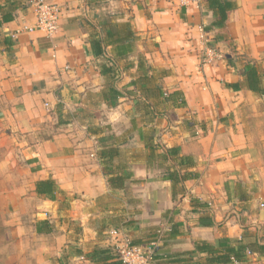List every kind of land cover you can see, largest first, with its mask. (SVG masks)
<instances>
[{
	"label": "crops",
	"instance_id": "crops-1",
	"mask_svg": "<svg viewBox=\"0 0 264 264\" xmlns=\"http://www.w3.org/2000/svg\"><path fill=\"white\" fill-rule=\"evenodd\" d=\"M227 1L217 29L209 0H0V189L32 264H121L160 229L153 264H264V0Z\"/></svg>",
	"mask_w": 264,
	"mask_h": 264
},
{
	"label": "built area",
	"instance_id": "built-area-1",
	"mask_svg": "<svg viewBox=\"0 0 264 264\" xmlns=\"http://www.w3.org/2000/svg\"><path fill=\"white\" fill-rule=\"evenodd\" d=\"M35 25L31 30L41 31L51 37L57 31L61 10L57 4H46L35 1ZM218 52L214 48L205 46L201 57V64H208L215 60ZM164 230H158L153 240L145 245H133L129 240L122 241L116 247L117 259L121 264H153L155 250L165 237ZM235 264H238L235 262Z\"/></svg>",
	"mask_w": 264,
	"mask_h": 264
},
{
	"label": "rangeland",
	"instance_id": "rangeland-1",
	"mask_svg": "<svg viewBox=\"0 0 264 264\" xmlns=\"http://www.w3.org/2000/svg\"><path fill=\"white\" fill-rule=\"evenodd\" d=\"M2 184L3 176H0V188ZM3 196L0 189V264H32L34 259L25 248V241L15 236L17 226L6 223L9 214L3 207Z\"/></svg>",
	"mask_w": 264,
	"mask_h": 264
},
{
	"label": "trees",
	"instance_id": "trees-1",
	"mask_svg": "<svg viewBox=\"0 0 264 264\" xmlns=\"http://www.w3.org/2000/svg\"><path fill=\"white\" fill-rule=\"evenodd\" d=\"M209 8L212 10L215 16V21L213 22V27L221 29L227 20V12L232 8L231 3L227 0H209ZM233 259L239 263H242V255L239 253H234ZM229 261V263H228ZM226 264H233L231 260H228Z\"/></svg>",
	"mask_w": 264,
	"mask_h": 264
}]
</instances>
